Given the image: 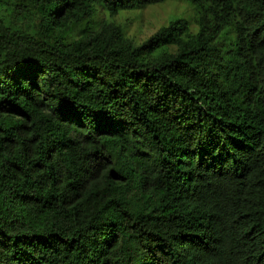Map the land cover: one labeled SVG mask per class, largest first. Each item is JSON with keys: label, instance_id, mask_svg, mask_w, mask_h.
Returning <instances> with one entry per match:
<instances>
[{"label": "trees", "instance_id": "obj_1", "mask_svg": "<svg viewBox=\"0 0 264 264\" xmlns=\"http://www.w3.org/2000/svg\"><path fill=\"white\" fill-rule=\"evenodd\" d=\"M0 264H264V0H0Z\"/></svg>", "mask_w": 264, "mask_h": 264}, {"label": "rangeland", "instance_id": "obj_2", "mask_svg": "<svg viewBox=\"0 0 264 264\" xmlns=\"http://www.w3.org/2000/svg\"><path fill=\"white\" fill-rule=\"evenodd\" d=\"M175 17L185 18L193 30L198 29L194 7L181 1H168L157 6H141L138 9L122 11L111 20L124 29L127 37L140 44L162 27H167L171 19ZM106 18L105 11L98 8L96 19L102 21Z\"/></svg>", "mask_w": 264, "mask_h": 264}]
</instances>
